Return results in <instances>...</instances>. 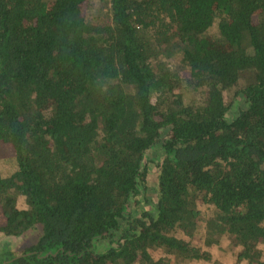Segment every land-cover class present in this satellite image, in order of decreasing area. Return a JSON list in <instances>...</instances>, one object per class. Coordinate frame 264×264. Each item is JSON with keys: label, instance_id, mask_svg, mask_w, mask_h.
Segmentation results:
<instances>
[{"label": "trees", "instance_id": "trees-1", "mask_svg": "<svg viewBox=\"0 0 264 264\" xmlns=\"http://www.w3.org/2000/svg\"><path fill=\"white\" fill-rule=\"evenodd\" d=\"M3 147L0 264H264V0H0Z\"/></svg>", "mask_w": 264, "mask_h": 264}, {"label": "rangeland", "instance_id": "rangeland-1", "mask_svg": "<svg viewBox=\"0 0 264 264\" xmlns=\"http://www.w3.org/2000/svg\"><path fill=\"white\" fill-rule=\"evenodd\" d=\"M212 33H215L213 31ZM245 103L240 99L236 101V104L230 111L228 118L234 117L238 113V109L243 107ZM162 151L160 147V143H157L152 149H149L145 154V159L143 161V165L146 166L147 174H146V189L143 192L142 196L137 197L140 201V206L142 208L148 209L150 208L148 201L153 203L156 199L155 197V187L157 181V162L162 159ZM13 158V151L8 147H3L0 151V171L3 174H9L15 169V164ZM144 198H147V202H144ZM21 205L22 201H21ZM37 237V230L29 232L21 237H7L0 235V243L6 242L2 247L3 249L7 248V243L10 245L11 249L15 252H21L28 246H30ZM263 249V258H264V246ZM240 249L238 247H233L229 244L228 241H222L219 246H213L211 248L212 253V261L211 262H197L192 264H245L244 261L239 260L238 254Z\"/></svg>", "mask_w": 264, "mask_h": 264}, {"label": "water", "instance_id": "water-1", "mask_svg": "<svg viewBox=\"0 0 264 264\" xmlns=\"http://www.w3.org/2000/svg\"><path fill=\"white\" fill-rule=\"evenodd\" d=\"M49 255V253L46 254V256Z\"/></svg>", "mask_w": 264, "mask_h": 264}]
</instances>
